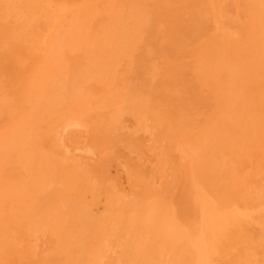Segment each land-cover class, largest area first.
<instances>
[{
	"label": "bare ground",
	"instance_id": "1",
	"mask_svg": "<svg viewBox=\"0 0 264 264\" xmlns=\"http://www.w3.org/2000/svg\"><path fill=\"white\" fill-rule=\"evenodd\" d=\"M0 264H264V0H0Z\"/></svg>",
	"mask_w": 264,
	"mask_h": 264
},
{
	"label": "rangeland",
	"instance_id": "2",
	"mask_svg": "<svg viewBox=\"0 0 264 264\" xmlns=\"http://www.w3.org/2000/svg\"><path fill=\"white\" fill-rule=\"evenodd\" d=\"M107 52V51H106ZM105 52V53H106ZM108 55H109V53H107ZM118 54V53H117ZM117 54H115V55H117ZM106 55V54H105ZM104 55V56H105ZM111 56L110 57H112V53L110 54ZM119 55V54H118ZM121 56V55H120ZM108 57V56H107ZM117 58V57H116ZM113 59V60H118V59ZM121 59V58H120ZM112 60V59H111ZM113 60H112V63L111 64H113ZM121 61V60H120ZM108 62V61H107ZM122 62V61H121ZM115 64H116V61H115ZM122 64V63H121ZM109 65L110 64H108L107 66L109 67ZM118 65V64H117ZM116 66V65H115ZM121 66V65H120ZM107 68V67H106ZM110 68H111V66H110ZM118 69L120 68V67H117ZM122 68V67H121ZM120 68V69H121ZM116 69V68H115ZM112 70V69H111ZM122 70V69H121ZM117 71V70H116ZM123 71V70H122ZM118 72L120 73V71L118 70ZM124 72V71H123ZM123 72H122V74H123ZM120 75V74H119ZM115 89V88H114ZM113 92L115 93V91L113 90ZM125 111H127V110H125ZM124 111V113H123V115H119L118 114V116H119V120H117V124H119V123H121L122 124V129H129V127H131V126H129V125H131V124H134V123H132L131 121H133V118H132V120L130 119L129 120V118H131V117H133V116H131V114L128 112V115H127V113ZM122 114V113H121ZM131 117H130V116ZM117 116V117H118ZM129 116V117H128ZM73 118H70V120H67V121H63L62 123L63 124H61L60 125V127H61V129H59V132L56 134L57 136V146H58V150H61V155H63L64 154V156H63V158L64 157H66V159L67 158H69V161H71L72 160V162L74 163V161H77V163H83V161L85 160V161H87V159L89 158V160H92L93 159V157L95 156V154H94V147L93 146H91V147H93L92 148V150H91V147L90 146H88V145H90V141H88V140H84L85 138H86V136L88 135L87 133V135L85 136L84 134H82L83 132L85 133V130L87 129V127L86 126H84V125H82V123L81 122H79L78 120H72ZM118 119V118H117ZM131 122V123H130ZM134 122V121H133ZM135 123H136V121H135ZM81 124V125H80ZM135 125V124H134ZM142 126H145V125H142ZM59 127V128H60ZM84 127H85V130H83L84 129ZM118 127H120V126H118ZM132 127H134L133 125H132ZM137 128V127H136ZM140 128H141V126H140ZM143 128H145V127H143ZM147 128L148 127H146L145 128V131L147 132ZM122 129H117V130H122ZM142 129V128H141ZM78 130H82V137H84L85 136V138L82 140V141H80L79 139L81 138L80 137V135L81 134H79V135H77L76 134V138H79V139H77L78 140V142L76 141V140H74L75 141V143L77 142L78 144H82V143H85L86 144V146H83V145H77V146H79V147H76V144H75V147H72V145L70 144V142H68V141H73V140H70V139H73L74 137H73V134H72V132L75 134V132L77 131V133H79V131ZM130 131L132 130V129H129ZM75 131V132H74ZM127 131V132H126ZM126 131H124V135H126L125 133H128V130H126ZM133 131H135V129L133 130ZM139 131H141V130H139ZM86 132H87V130H86ZM132 132V131H131ZM144 132V131H143ZM119 133V132H118ZM120 133H121V131H120ZM119 133V134H120ZM130 133V132H129ZM137 133H140V132H137ZM148 133V132H147ZM147 133H145V136H144V134H143V136H144V138L147 136ZM71 134H72V136H71ZM149 134V133H148ZM71 136V138H70V136ZM123 135V134H122ZM139 136H142L141 134H138ZM73 137V138H72ZM87 137H89V136H87ZM68 139V140H67ZM75 139V138H74ZM59 143V144H58ZM73 143V142H72ZM92 145V144H91ZM74 146V145H73ZM84 147V148H82V147ZM81 147V148H80ZM90 148V149H89ZM93 151V152H92ZM96 152V151H95ZM94 154V155H93ZM91 156H93V157H91ZM91 158V159H90ZM95 158H96V156H95ZM68 160V159H67ZM83 160V161H82ZM94 160V159H93ZM64 161H65V159H64ZM82 161V162H81ZM88 162V161H87ZM85 164V163H84ZM119 195V194H118ZM117 195V196H118ZM120 196V195H119ZM118 196V197H119ZM115 198H116V196H115ZM119 199L121 200V198H118L117 200L119 201ZM116 200V202H118ZM120 202V201H119ZM94 210H95V208H94ZM87 213V212H86ZM88 213H89V211H88ZM39 241H41V240H39ZM40 244H42V241L40 242ZM44 245V244H43ZM42 246V245H41ZM40 245H39V247H41ZM44 246H46V245H44ZM43 246V247H44ZM42 249V248H41Z\"/></svg>",
	"mask_w": 264,
	"mask_h": 264
}]
</instances>
